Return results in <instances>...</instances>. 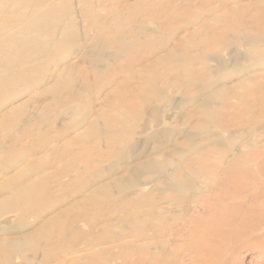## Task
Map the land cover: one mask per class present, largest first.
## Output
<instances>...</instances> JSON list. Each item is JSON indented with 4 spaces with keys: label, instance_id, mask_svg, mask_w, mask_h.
Returning <instances> with one entry per match:
<instances>
[{
    "label": "bare ground",
    "instance_id": "bare-ground-1",
    "mask_svg": "<svg viewBox=\"0 0 264 264\" xmlns=\"http://www.w3.org/2000/svg\"><path fill=\"white\" fill-rule=\"evenodd\" d=\"M11 1L17 2L18 0H2L0 7ZM230 1L237 3L239 0H224L219 6L211 7L209 10L201 3H194V0H184L183 4L177 7L161 6L162 4L151 5L149 8L153 13L144 16V18L158 21L161 32L168 35L167 42L171 43L172 41L173 46L170 48L162 46L161 48L166 52L165 56L155 61L150 58L152 62L145 66L142 65L135 70L132 76L129 75L131 66H138L145 57L148 60L154 53L160 51L159 48L158 50H148V54L141 55L140 52L134 51L135 48L140 46L149 48L152 41L159 42L162 38L156 39L152 31L146 30L144 23L139 24L142 30L128 29L130 23L121 25L124 27L123 29H128L127 32L123 30L125 34L120 39L124 43L122 56L128 58L124 64H118L119 66L113 63L105 65L106 73L111 74L107 83L115 88L108 93L105 92L107 94L103 95L102 100L109 110L105 114L110 118L100 120L102 115L97 114L93 115L94 117L90 121L84 114L86 118L80 119L81 123L77 124L78 121L75 120L77 124L75 127L85 124L83 128L85 129L88 125L89 129L79 134L81 136L78 138L76 136L74 140H70L75 145L78 140L81 141V147L87 146L86 152L93 151L92 148L95 149L96 146L101 147L99 156L104 159L99 163L103 164L107 158L105 162L107 168L105 166L103 170H100L94 159L92 162L88 159L89 164L86 163L84 166L78 167L77 171L75 169L67 175L69 180L77 183H72L70 186L60 184L62 187L67 186L72 189V192L67 193L62 189L60 196L54 200L49 197L48 177L40 175L41 172H39V166H45L50 159L49 156H46L45 160L31 161L30 164H27L26 169L0 185V218L11 214L17 215V222L12 228H0V264H33L34 261L46 264L51 259L59 260L58 251L60 252L61 249L63 251L66 248L72 250L66 255L71 254L73 257L65 256L57 261V264H171V261L160 256V254L168 252L165 246L167 243H158L159 252H151L154 244H136V241L164 237L168 231V224L176 221L183 222L185 228L184 231L172 233L171 236L174 238L175 244H184L186 252L190 254V260L188 263L175 259L173 264H231L229 262L234 264L235 253L244 250H238L237 244L247 245L251 251L260 252L264 256V0H249L250 2L245 8L242 6L227 8ZM173 3L176 2L173 1ZM99 6L102 8L101 5ZM163 8L167 13L160 12ZM154 12L157 13L154 14ZM219 12L224 13L218 14ZM119 15L120 19L124 20L123 15L121 13ZM7 16L16 17L13 12L8 13ZM23 16L21 13L17 18L21 19ZM221 24L226 25L227 29L224 26L219 29L217 26ZM33 26L30 34L24 30L21 33L10 30V36H7L6 41L16 40L26 34L39 33L38 35H41L43 33V30L40 31V29L34 31ZM13 27L12 22L11 28ZM0 31L2 30L0 29ZM202 34H205L206 39H202L203 43H198V46H196L197 42L191 48L181 46L183 41L187 40L186 38L194 40L196 37L201 38ZM140 36H143L144 40H140ZM161 36H163L162 33ZM224 39H228L227 42L231 40L228 45H222L225 51L230 50L229 60H215L214 68L202 60L204 63L199 62L200 69L192 67L195 71H200V75L197 74L196 77L192 75L194 78L189 80V85L181 90L185 83L183 76L185 73L179 74L177 68H189L190 64L193 61H198L199 58L207 59L208 56L220 55L219 50L216 53L214 48L212 49L209 45L214 42L220 44L221 41L223 44H227L226 41L224 43ZM204 42L209 43L206 45ZM128 44L133 46L131 45L130 49H127ZM201 44L205 46L201 47ZM98 46V43L93 42L85 52V56L97 64L100 60V56L95 54ZM131 47L134 48L132 52ZM223 47L221 49H224ZM100 48L99 46L98 50ZM106 48L102 46L105 53ZM242 49L245 51V56H242ZM11 50L8 51V54L11 57H16L18 61L17 57L20 56L18 50ZM130 53H135V55L129 58ZM193 53L195 54L192 55ZM242 58H245V61H238ZM115 60L117 59L115 58ZM18 65H23V63ZM160 67H166L165 70L169 76L167 82L171 83L169 85L167 83V85L173 90L171 100L164 98L163 89L161 91L158 87L159 92L152 95L154 92L148 87L149 84L155 83V78L160 73L151 78L148 75L153 71L157 72ZM120 68H124V70H120ZM123 72L127 75L121 81L118 78ZM136 78H138V85L134 82ZM228 80L234 83L228 86L226 84ZM156 83L160 84L161 80H156ZM179 84L180 90L176 89L179 88ZM165 86L161 87L165 89ZM99 90L94 94L93 99L100 97ZM81 92L79 93L80 97L84 94L82 92L81 95ZM66 96L69 95L66 94ZM84 96L86 97V95ZM80 97L78 101L81 103ZM154 98L158 100H154ZM159 100L165 105L164 112L167 107H171L179 111L182 121H194V123L190 122L193 131L184 133V130L175 127H161L159 117L162 110L161 103L158 104ZM230 101L234 102L230 103ZM156 104L157 106H155ZM66 106L68 105L66 104ZM70 109L72 110V108ZM80 110L82 111V109ZM103 110L102 112H104ZM55 113L57 114V112ZM144 116H148L147 121L153 119L157 122L155 127H160V136L156 131L154 134H150L145 142L132 144L130 136L136 135L133 132L135 126L130 127L128 117L134 118L131 120H135L134 124H136L144 119ZM212 126H217L221 132L218 133ZM18 127L20 128V126ZM44 129L47 128L44 127ZM152 129V126L145 125L143 131H152ZM44 132L38 133L43 135ZM66 133L68 132L66 131ZM179 135L184 136L185 142L180 143L175 140V137ZM148 143L152 144L153 148L148 147ZM172 146L175 147L173 150H167V147ZM61 149L63 150H57L54 147L52 151L53 153L63 152L62 154L66 155L67 148ZM163 149H166L164 153H162ZM153 153L161 155L147 159ZM52 156L54 157V155ZM144 156L146 160L142 161ZM113 159H117V161ZM121 161L124 166L120 165ZM57 166L50 175L52 179L56 176L61 178L63 175V171ZM36 176L40 178H34ZM198 182L202 183L201 187H198ZM148 186L150 189L148 188L149 190L147 189L148 191L146 190L145 193L141 188ZM12 190L15 192L14 194ZM188 192H194L196 195L190 196L186 194ZM68 194L70 196H67ZM111 195L113 199L109 198V201L113 205L110 207L108 204V207L102 198L105 199ZM30 202L34 203L32 208L36 210L28 209ZM66 202L67 204H65ZM68 202L71 203L68 204ZM166 203L175 206L189 203V206L184 207L185 218L180 216L170 218L167 214L168 208L162 207V204ZM44 206L45 208H43ZM104 211L112 216H105L102 213ZM101 216L103 218L99 222L89 220V218ZM78 220L84 221V225L89 229L88 232H82ZM132 220H134L132 237L135 241L120 243L131 237L126 233L130 230L128 224ZM68 223L71 225L69 229ZM118 227L121 229V233L114 237L109 228L118 229ZM56 231L61 233L58 235L60 238L55 239L58 243H64L63 235L68 231L75 236L67 241L70 246H67L68 244H48L50 240L45 241L46 244L45 242L36 244L35 241L39 238H50ZM149 232H151V236L148 234ZM88 235L91 236L90 239L87 238ZM83 240L87 244L81 245ZM51 247L53 248L51 249ZM55 251L56 254L53 253ZM19 254L21 262L17 263L14 257ZM76 254L82 255L77 256ZM155 260L157 261L154 262Z\"/></svg>",
    "mask_w": 264,
    "mask_h": 264
},
{
    "label": "rangeland",
    "instance_id": "rangeland-1",
    "mask_svg": "<svg viewBox=\"0 0 264 264\" xmlns=\"http://www.w3.org/2000/svg\"><path fill=\"white\" fill-rule=\"evenodd\" d=\"M125 1L126 0H118V1L117 0H18L17 2H12V1L8 2L3 7H0V29L2 30V31H0V153L2 151V153L0 154V158H1L0 159V185H2L5 181H7V179L10 180L13 176L17 175L22 170L26 169V167L28 166L27 164H30L31 161H34L35 159L39 160V161H41L42 159L45 160L46 156H49L50 159L47 161L46 165L45 166L44 165L39 166V172H41L40 175H46L48 177V180H49L48 183L49 184H47V186L50 187L49 197L53 198V200H54V198L60 196V191L62 189L67 191V193H71L72 189L67 188V186H70L72 183H74L73 181L69 180V177L58 178L56 176L54 179L50 178V175H51V173H53L55 171L57 164L59 166V167L57 166V168H60V170L63 171V175L65 173H68V172L71 173L76 168L82 167L86 163L89 164V162L87 161L88 159L90 160V162H92V160L94 159L95 164L97 163V166H98L97 168L100 170H103L105 168V166L107 168V165H105L107 158H105V161L103 164L99 163V161L104 159V158H101L99 156L101 147L96 146L95 149H93L91 147L93 151H90V152L87 151L86 152L87 148L85 147V149H84L83 147H81L82 146L81 141L78 140L77 141L78 143H76V145L74 143L70 142L71 139L74 140V138H76V136L78 138V136H81L79 134L84 133L85 130L89 129L88 125L85 127V129L83 128L85 126V124L79 125L78 127L82 126L80 128H78V127L76 128L75 126L78 123L82 122L81 120L83 117H84V119L87 117L91 121L95 115L101 114L102 118L99 117V118H101L100 120H103V118L104 119L108 118V116H106V114H105L108 110V107L102 101L104 98L103 95L105 96L108 92H110L111 90H113L115 88H114V86H110L107 83L109 81L108 78L111 74L109 75L106 73L105 65L108 66L109 64L113 63V64H117V66H119L118 64H124L126 59L128 58L127 56H122L124 43H122L120 41V39L123 38V35L125 34V33H123L124 32L123 30H125V32H127L128 29H130V28L142 30V28H140L139 24L144 23L146 30L152 31L154 33V35L156 36V39H158V37L162 38V39H160V41L162 40L161 42L160 41L159 42L152 41V45H150L149 48L148 47L145 48V46H140L139 48H135L134 51L140 52L139 54H141V55L148 54V52H147L148 50H158V48H159L160 51H157L156 53H154V55L152 57H149L148 60L146 59L147 57H145V59L143 60L144 62L142 61L138 66H136V67L131 66L130 71H129V75L132 76L133 73L135 72V70L142 67V65L145 66L147 63H150L152 61L157 60L158 58H160L162 56H165L166 52L161 48L162 46H165V47L167 46L169 48L173 46L172 41H171V43H170V41L167 42L168 40L166 38H168L167 37L168 35L164 32H161L160 25L158 24V21H153V20L144 18V16H149V15H151V13H153V11L149 7L151 5L159 6L161 4H162L161 6L177 7V6H180L181 4H183L184 0H177V1L176 0H160V1L159 0H138V1L136 0L137 2L135 0H127L126 2ZM173 1L176 3H173ZM223 1L224 0H198V1L194 0V3H196V4L201 3V5H204L206 7V9L209 10V8H211V7L219 6V4ZM0 2H2V0H0ZM128 2H129V5H128ZM249 2H250L249 0H239L237 3L230 1V2H228L227 8H235V7H240V6L245 8L247 3H249ZM213 4H214V6H213ZM99 5H101L102 8ZM119 6H121V7H119ZM120 8H121V10H120ZM128 8H131V9L128 11L127 10ZM123 9H125V11H122ZM10 12L15 13L16 17H13V16H12L13 18L8 17L7 15ZM87 12H91V13H87ZM97 12H99V13H97ZM157 12H154V14H156ZM160 12L161 13H167L164 8L162 10H160ZM21 13H23L24 16L21 17V19L17 18L19 16V14H21ZM119 13H121L123 15L124 20L120 19ZM221 13H224V12H219L218 14H221ZM86 14H87V16H86ZM110 14L112 15V18H111ZM107 15H110V17L109 16L107 17ZM114 17H115V19H114ZM137 17H138V19H137ZM105 18L107 19V21H105L106 20ZM135 19H137V20H135ZM108 21H110V22H108ZM12 22L14 25L13 28H11ZM90 22H92V23H90ZM123 23H126V24L130 23L128 29H123L124 27L121 26V25H123ZM100 24H102V25H100ZM32 25H34L33 26L34 31H37V29H40V31L43 30L42 31L43 33H41V35H38L39 33L29 35ZM223 26L227 29V26L223 25V24H221L217 27L219 29H221V28H224ZM149 28H151V29H149ZM173 28H174V26H173ZM8 29H9V32H8ZM10 30H14V32H19V33H21L24 30L26 33L28 32L29 34H26L24 36L16 38V40L13 39L11 41H6V39H8L7 36H10ZM86 31H88V32H86ZM110 32H111V34H109ZM161 33L163 36H161ZM88 34H89V36H88ZM57 35H58V37H57ZM197 38L198 37H196V39H194V40H192L190 38L189 39L186 38L189 41L184 40L183 41L184 43L182 42L183 44H181V46L183 48H188V47L191 48L193 45H195L196 42H197L196 46H198L199 45L198 43H200V42L203 43V40L206 39L205 34H202L201 38L200 37L198 39ZM140 40H144L143 36H140ZM198 40H200V41L198 42ZM88 41H89V43H88ZM225 41L227 44H223V41H221L222 43L220 42V44H217L216 42H214V43L209 45L212 49L214 48L213 50H215L216 53H218L220 51V55H215L213 57L208 56L207 59L206 58H202V59L199 58L198 61H193L194 63L192 62V64H190L189 68H186V67L185 68H181V67L177 68V71L179 74H183V73L186 74V76H185V74L183 75L186 85L184 82H183L184 84L182 85V87L180 86V84L178 85V87L180 86L182 88L181 90H184V87L189 85V80L190 79L192 80L194 78L193 76L196 77L197 74L200 75V73H199L200 71H195L193 68L200 69L201 64L204 63L205 61H206L205 62L206 64L211 65L214 68V66L216 65L215 60H218V59H221L224 61L229 60L230 50L225 51V48L223 46L228 45L231 42V40H229V42H227L228 39L227 40L224 39V43H225ZM93 42L98 43V45L101 47L98 50V48H99V46H98L95 50V52H96L95 54H97L96 56H100V60H98V64H97V62L96 63L93 62L88 56H85V52H87V48H89ZM156 43H158V44H156ZM208 43L209 42H204V44H206V45ZM103 44L104 45L106 44L105 47ZM204 44H201V47L205 46ZM131 45L128 44L127 49H130ZM102 46H103V48L108 47L105 49L106 53L104 52V49H102ZM222 47L224 49H221ZM11 49L18 50L19 55H20L17 57L18 61H17L16 57H11L8 54L9 50L12 51ZM133 49L134 48L131 47V52ZM141 50H142V52H141ZM244 52H245L244 49H242V56H245ZM194 54L195 53H193L192 55H194ZM134 55H135V53L134 54L130 53L129 58L133 57ZM153 57H155V58H153ZM104 58L106 61L104 60ZM115 58L117 60H115ZM150 58L152 61L150 60ZM113 60H114V62H113ZM194 60H197V59H194ZM238 61L243 62V61H245V58H242L241 60H238ZM20 63H23V65H18ZM29 63H31V64H29ZM96 64L99 66L98 71L96 68L97 67ZM229 65L232 66L233 64H229ZM165 69H166V67H164V68L160 67V70H158L160 72L153 71L150 73V75H148L151 78L152 76L156 77L158 75V73H160L157 76V78H155L156 80H161L160 84H157L156 80H155V83H152L153 86H151L152 84L148 85L146 83H145V85H148V87H150L151 91L154 92V94H152V92H151L150 95L151 94L155 95L159 92V90L162 91V89H163L164 90V98H168L169 100H171L173 97V94H172L173 90L171 88H169V86H168L171 83L167 82V79H169V76H168V73ZM120 70H124V68L123 69L120 68ZM188 70H190L191 72H189ZM161 71L163 74H166V75H163L161 73ZM123 74H124V72H123ZM123 74L121 73L119 78H118V79H121V81L127 75V73L124 75ZM160 75H162V76H160ZM189 76H191V77H189ZM66 78H68V79H66ZM31 79H33V80L31 81ZM26 81H27V83H26ZM137 81H138V78H136L134 80V82L138 85ZM165 81H166V83H165ZM167 83H168V85H167ZM232 83H234V82H230L229 80L226 81V84L228 86L231 85ZM38 85H39V87H38ZM85 85L86 86L88 85V86L84 87ZM160 85L161 86L166 85L165 86L166 88L164 89V87H161ZM180 87L176 88V89L180 90ZM58 88H59V90H57ZM98 89H100L99 94H100L101 99L99 96L97 98L93 99L94 94L97 92ZM70 90H72V91H70ZM94 90H96V91H94ZM156 90H157V92H156ZM55 92H56V94H55ZM80 92H81V95L83 94L82 97H80V95H79ZM103 92H104V94H103ZM105 92H107V93H105ZM77 93H78V95H77ZM66 94L69 96H66ZM87 94H89V95H87ZM161 94H163V93H161ZM73 95H75V96L73 97ZM84 95H86V97ZM79 97H80L82 104L80 103V101H78ZM151 97H153V96H151ZM72 98H75V99L77 98V99L75 100ZM70 99L72 100V102H70L71 101ZM98 100H100V101H98ZM154 100H158V99L154 98ZM233 102L234 101H230V103H233ZM101 103H103V104H101ZM157 103H158V101H157ZM66 104L68 106H66ZM93 104H96V105H93ZM158 104H160V107L162 110L160 117H159L160 118L159 122L161 124V127H165V128L175 127L177 129L184 130L183 131L184 133H189L190 131H193V129H191L192 128L191 125H192V123H194V121H190V120H186V121L183 120L182 121L180 119V115H179L178 110L171 108V107H169V108L167 107L166 111L164 112L163 109L165 108V105L161 102V100H159ZM216 105L218 106V104H216ZM65 106H66V108H65ZM71 106H73V107H71ZM155 106H157V104ZM67 107H69V108H67ZM76 107H78V108H76ZM50 108H51V110H50ZM70 108H72V110ZM86 108H87V110H86ZM80 109H82V111ZM102 110L104 112H102ZM7 111H9V112L7 113ZM72 111L74 114L72 113ZM55 112H57V114ZM91 112H92V114H90ZM46 113H47V115H46ZM6 114H7V116H6ZM84 114L86 115V117L84 116ZM75 115L77 118L75 117ZM28 116H29V120H28ZM58 117H60V118L62 117V118L60 119ZM145 117H146V119H145ZM147 117L148 116H144V119L137 122L136 124H134L135 120H131L134 118L128 117V122H129L130 127L131 126L133 127V125L135 126V127H133V132L136 135L130 136V140L132 141V144H139V143L145 142L148 139V137L150 136V134H152V133L154 134L156 131L159 132V136H160V130H159L160 127L159 128L155 127L157 125V122H155L153 119H151L150 121H147V119H148ZM76 119L78 121L77 124L75 121ZM136 121H138V120H136ZM190 122H192V123H190ZM22 125L25 127L27 125L26 131H25V127H23ZM28 125H30V127H28ZM31 125L33 127V130H31V128H32ZM145 125H147L148 127L152 126V128H153L152 131L151 130L143 131ZM18 126H20V128ZM36 127H38V128H36ZM44 127L47 129H44ZM71 127H73V128H71ZM212 127H213V129H216V131H218V133L221 132L217 126H212ZM27 128H28V130H27ZM35 129H37V130H35ZM55 129H57V130H55ZM73 129H77V130H73ZM82 129H84V130H82ZM52 131H53V133H51ZM66 131H68V133H66ZM38 132H40V133L44 132V133H42L43 135H41ZM59 136H61V137H59ZM20 140H21V142H19ZM175 140L179 141L180 143H183V142H185L186 139H184L183 135H179V136L175 137ZM177 141H175V142H177ZM70 144H73V145H70ZM78 144H80V145H78ZM54 147L57 150L58 149L63 150L61 148L66 147L68 150V153L74 152V154H76L79 152L78 157H77V161L76 162L73 161L74 157L69 156L70 153L69 154L67 153L66 155L61 154L62 152L53 153L52 150L54 149ZM148 147L153 148V145L148 143ZM172 147H167V150L168 149L173 150L175 148V147H173V148ZM28 148H29V150H27ZM165 151H166V149H163L162 153H164ZM52 155H54L55 158ZM159 155H161V154H159V153L154 154L153 153V155L148 156L147 159L158 157ZM19 158H22V159H19ZM14 159H15V161H14ZM58 159H59V161H58ZM81 159H82V161H81ZM97 159H98V162H96ZM113 160L117 161V159H113ZM113 160H112V162H113ZM145 160H146V158L144 156L142 158V161H145ZM51 162H53V163L50 164ZM79 162H80V164H79ZM4 164H6V165H4ZM120 165L124 166L123 161H121ZM4 170L5 171L7 170V171L5 172ZM95 170H96V166H95L94 172H95ZM105 173H107L106 170H105ZM121 173H122V171H121ZM2 175H3V177H1ZM34 178L39 179L40 177L36 176ZM27 180H29V179H27ZM56 180L58 182H61V183H58ZM60 184H66L67 186L62 187ZM197 185H198V187H201L202 183L198 182ZM148 188L150 189V186L142 187L141 189L146 193L149 190ZM12 193L14 194L15 192H13V190H12ZM155 194H157V192H155ZM186 194H189L190 196L196 195L194 192H188ZM186 194H184V195H186ZM67 196H70V194H68ZM77 197L80 198L79 196H77ZM109 198H110V200H112L113 196L111 195L108 198H105V199L102 198V199L105 200L104 202L106 203V206L109 207V205H110V207H111L113 205V203L110 204L111 202L109 201ZM102 199H100L101 202H103ZM53 200H51V201H53ZM71 202H68V204H70ZM105 203H103V204L105 205ZM32 204H34V203L30 202L28 204V209L29 210H36L35 208L34 209L32 208ZM49 204H51V203H49ZM65 204H67V202ZM189 205H190L189 203H185V204H179V205L175 206L173 204L166 203V204H162V207L168 208L167 214L169 215L170 218H172V217L175 218L176 216H180L181 218L184 219L185 218L184 207H187ZM43 208H45V206ZM43 208H40V209L43 210ZM99 211H101V210H99ZM102 213L105 214V216H112V215H109V213H107L105 211ZM45 215H47V214H45ZM102 218L103 217L101 216L99 218L98 217L93 218V219L89 218V220L99 222L102 220ZM78 221H79L78 223L80 225L82 232H85V231L88 232L89 229H88V227H86L84 225V221L83 220H78ZM16 222H17V215L11 214V215L5 216L3 218H0V228L1 229L12 228L16 224ZM133 223H134V220H132L130 222V224H128V226L130 227V230H129V232L126 233L127 235H129L131 237L124 239L120 243L135 241L132 237L133 231H134V224ZM70 226H71L70 223H68V229ZM184 228H185V226L183 225V222H181V221L170 222L168 224V231L166 232L164 237L150 238V239L136 241V244H154L153 249H151L150 251L151 252H156V251L159 252V244L158 243H160V242L167 243V244H165V246H166V249L168 252L166 254H160V256L164 257L168 261H171L170 262L171 264H173V261L175 259H178V261H180V262L182 260V262L185 261V262L189 263L190 254H189V252H186L187 250L184 247V244H175L174 238L171 236L172 233L184 231ZM109 231L113 233L114 237H117L116 235L121 233V229L119 227H118V229L117 228L116 229L115 228H111V229L109 228ZM59 232L60 231H58V232L56 231L54 233L56 235L53 234L52 236H50L51 239L49 237L48 238L43 237V238H39L35 242H36V244H38V243L44 244L45 241L47 242L50 240L48 244H51V243L52 244H65V245L68 244L67 246H70V244L67 241L70 240L71 237L73 238L74 235L72 233L70 234V232L68 231L67 233H65V235H63L64 239H65L64 243H62V242L58 243L57 240H55V239L60 238V236H58V235L61 233H59ZM148 234H150V236H151V232H149ZM101 236H103V235H101ZM90 237L91 236H89V235L87 236L88 239H90ZM46 242H45V244H46ZM55 242H57V243H55ZM84 242L85 241L83 240V242H81L83 244H81V243H79V244H81V245L87 244L86 242L85 243ZM247 247H249V246L244 245V244H237L236 245V248L238 250L239 249H244V250H242V251L239 250L238 253H235V256L233 258L234 259L233 263L234 264H264V256H262L260 254V252L251 251V248H247ZM52 248L53 247H51V249ZM245 248H247V249H245ZM70 251H72L70 248H66L63 251L61 249L60 252L58 251V255H57V257H59V255H60L59 260L51 259V260H48V262L46 264H57V261H60L61 259H63V257L65 258V256L66 257L68 256L70 258L73 257L71 254L66 255ZM53 253L56 254V251ZM72 253L75 254V252H72ZM50 255H52V254H50ZM50 255H49V257H50ZM81 255H77V256H81ZM17 257H19V258H17ZM20 257H21L20 254L18 256L16 255V257H14L17 263L21 262ZM156 261L157 260H155L154 262H156ZM229 263L232 264V262H229ZM33 264H40V263L38 261H34Z\"/></svg>",
    "mask_w": 264,
    "mask_h": 264
},
{
    "label": "crops",
    "instance_id": "crops-1",
    "mask_svg": "<svg viewBox=\"0 0 264 264\" xmlns=\"http://www.w3.org/2000/svg\"><path fill=\"white\" fill-rule=\"evenodd\" d=\"M68 131H69V130H68ZM68 131H67V132H68ZM85 147H87V146H85ZM85 147H84V148H85ZM62 153H63V152H62ZM62 153H61V154H62ZM67 153H68V151H66L65 154H67ZM69 153H70V152H69ZM69 153H68V154H69ZM78 153H79V152H78ZM78 153L74 154V152H71V153L69 154V156H73V157H74L73 160L76 162V161H77V157H78ZM71 154H72V155H71ZM74 155H75V156H74ZM76 171H77V168H76ZM69 173H70V172L65 173L64 175H62L61 178H66V177H68L67 175H68ZM57 182H58V181H57ZM58 183H61V182H58ZM74 183H77V182H74ZM48 184H49V183H48Z\"/></svg>",
    "mask_w": 264,
    "mask_h": 264
}]
</instances>
